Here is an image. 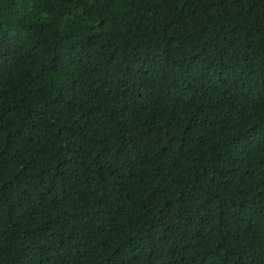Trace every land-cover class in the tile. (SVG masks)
I'll return each instance as SVG.
<instances>
[{"label": "trees", "instance_id": "trees-1", "mask_svg": "<svg viewBox=\"0 0 264 264\" xmlns=\"http://www.w3.org/2000/svg\"><path fill=\"white\" fill-rule=\"evenodd\" d=\"M0 264H264V0H0Z\"/></svg>", "mask_w": 264, "mask_h": 264}]
</instances>
